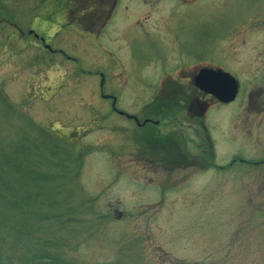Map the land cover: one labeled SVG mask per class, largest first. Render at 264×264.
<instances>
[{"label":"rangeland","instance_id":"obj_1","mask_svg":"<svg viewBox=\"0 0 264 264\" xmlns=\"http://www.w3.org/2000/svg\"><path fill=\"white\" fill-rule=\"evenodd\" d=\"M40 2L0 0V89L17 112L60 136L88 130L73 150L44 153L38 177L47 180L52 205L33 211L41 215H23L29 219L22 222L19 212L0 207V232L24 224L30 234L3 252L34 262L44 256L42 264H264V127L253 125L251 105V94L264 87V0H118L113 69L108 24L93 37L85 25L93 31L101 23L44 31L64 55L7 42L13 23L26 30L35 15L44 18ZM125 5L126 24L142 9V35L135 26L121 29ZM202 66L233 75L237 98L210 100L200 120H187L185 100L177 102L176 114L162 115L159 127L162 135L171 132L177 163L164 161L162 151L155 162L140 161L145 131L140 140L134 122L109 113L101 89L114 92L118 109L157 117L155 98L176 87L161 86L165 75L177 79ZM4 128L18 131L20 123Z\"/></svg>","mask_w":264,"mask_h":264},{"label":"flooded vegetation","instance_id":"obj_2","mask_svg":"<svg viewBox=\"0 0 264 264\" xmlns=\"http://www.w3.org/2000/svg\"><path fill=\"white\" fill-rule=\"evenodd\" d=\"M179 2L189 3L188 1L191 0H178ZM1 6V5H0ZM40 6L43 9V12L45 13L44 18H41L39 15H35L33 19L31 20L30 25L26 30L21 29L18 27V25H14V23L11 25L13 27L11 34L8 35V39H6L7 42H14V40H18V48L22 51V49H25L31 45H36L39 43V46L41 49L48 50L50 54H63L64 52L62 49H54L49 42H47L46 38L43 35V32H53L55 30H60L63 27H67L68 24H70L72 21L79 23V25L82 27L83 22L88 23H101L98 24V29L90 30L88 28V24L85 25V30L90 33V36H95V34H99L101 31L100 28H103L105 24H108L109 26V33L108 40H107V51L108 55L110 56L111 69L114 68V55L116 52V49L118 46L116 45L115 38L113 34H115L116 29L118 28L116 24L112 23L114 20V15L116 8L118 6V0H41ZM39 6V7H40ZM128 8V5H125L123 9H120V13L118 14L120 20L123 23V26L121 29H123L124 34H127V32L131 29V27L135 26L138 27V30L140 31L142 35V9L141 13L131 18L130 20H133L134 23L126 24L129 21V15L126 16L124 14L125 10ZM142 8V7H141ZM1 12V10H0ZM1 16V15H0ZM3 21V20H0ZM126 21V23H124ZM70 22V23H69ZM42 31V32H41ZM142 39V36H141ZM13 40V41H11ZM141 41V40H140ZM125 45L129 46L130 43L128 40L125 39ZM124 46V45H123ZM123 48V47H122ZM141 48H142V42H141ZM13 53V52H12ZM138 66L142 70V52L140 53L139 61H137ZM206 66L198 67L197 71H195L193 68H187L186 72H181L180 76H177V79H170V76L167 74L165 75L164 79L161 80V86L165 85L169 82H174L176 87H170L167 89V92L158 94L155 98L156 101H158L159 105V115L157 117L150 115L149 113H145L143 111V114L140 115H132L124 110H120L117 108V99L116 96L113 93L109 94H103V90L101 89L102 97L106 100L110 101L111 111L109 113L115 114L119 116L121 119H126L128 122H134L135 125L138 126L139 129V139H142V130L145 131L146 137H144V147H143V153L141 155L142 148L140 147V161L143 160L144 163H148L149 161L155 162L157 159H159L160 153L162 151V154H164L163 160L167 161L168 164H176L178 161V155L174 152V142L172 141L171 132L165 135H162L159 133V127L163 122V119L161 118L162 115L167 117L174 114H176V110L174 109L177 102L181 101L182 99L185 100V112L187 120H189V114H193V116L196 117V119H202L205 112L210 108L211 102L210 100H215L212 96L204 94L200 92L201 95H197L195 97V76L198 73V71L201 68H204ZM121 74V73H120ZM124 74V73H123ZM122 76V80L126 82L127 80L125 78V74ZM102 76V73H101ZM115 73H112L111 77L114 78L112 83L115 82ZM111 78V80H112ZM142 82V72H141V78L140 80ZM138 81V82H139ZM263 82V81H262ZM260 79L256 80V85L262 84ZM185 85H184V84ZM103 86V79L100 81V87ZM180 86H185L186 93H184V90L181 92L178 91V88ZM263 86V85H261ZM183 101V100H182ZM189 101V102H188ZM171 103L168 105V103ZM251 105H252V120L253 125L262 128L264 127V87H258L254 93L251 94ZM165 107V108H163ZM195 107V109H193ZM142 117V121L141 118ZM94 125L98 126L99 122H94ZM201 124V123H200ZM202 128V127H201ZM47 129V128H46ZM50 129V128H49ZM47 129L50 133L57 136L59 139L63 140L67 145L71 146L70 148L73 149L74 146L77 145L84 132H86L88 129L81 130V135L77 132L75 135L74 133H70L66 136L62 135L60 136L57 134V132H52V129ZM204 131L206 132V128L203 125ZM74 130V129H73ZM78 129H76L77 131ZM76 133V132H75ZM207 134V142L208 148L213 150V145L210 141V137ZM81 137V138H79ZM172 138V139H170ZM170 139V140H167ZM163 140V145L162 144ZM171 142V143H170ZM126 146V144H124ZM124 146V147H125ZM73 147V148H72ZM76 149V148H75ZM178 149V148H177ZM182 149V148H181ZM207 149H203V153ZM160 156V157H159ZM161 159V158H160ZM116 212V211H114ZM119 217L122 216L121 212L118 213Z\"/></svg>","mask_w":264,"mask_h":264},{"label":"trees","instance_id":"obj_3","mask_svg":"<svg viewBox=\"0 0 264 264\" xmlns=\"http://www.w3.org/2000/svg\"><path fill=\"white\" fill-rule=\"evenodd\" d=\"M18 123H20L18 131L9 132L7 128H4L8 125H18ZM11 133H14V136L8 138L7 135ZM0 140H4L6 144L0 147V207L19 212L22 222H25L29 218L25 219L23 215L34 214L33 211L52 205L51 198L46 194L47 180L44 177H38L43 170H37V168L44 165L42 158L44 153H50L52 150H57L59 154L67 153L71 146L29 116L17 112L1 89ZM4 151L7 153L4 154ZM65 160L63 159V162ZM31 161L34 163L32 164ZM54 203H56L55 200ZM35 214L41 215L40 212ZM20 226L0 232V264H12L17 258L11 257L8 252H3L4 245L9 243L17 247L24 238H30L29 231L25 232ZM34 258H36L35 262L29 256L25 257L22 254V257L17 260L19 264H42L46 260L44 256H34Z\"/></svg>","mask_w":264,"mask_h":264},{"label":"water","instance_id":"obj_4","mask_svg":"<svg viewBox=\"0 0 264 264\" xmlns=\"http://www.w3.org/2000/svg\"><path fill=\"white\" fill-rule=\"evenodd\" d=\"M195 85L222 103L234 101L239 91L238 81L221 69H200L195 76Z\"/></svg>","mask_w":264,"mask_h":264}]
</instances>
